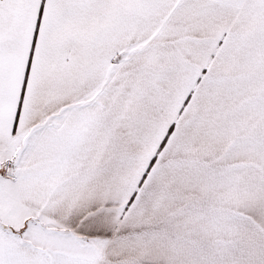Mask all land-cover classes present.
Listing matches in <instances>:
<instances>
[{"label":"snow or ice","instance_id":"obj_1","mask_svg":"<svg viewBox=\"0 0 264 264\" xmlns=\"http://www.w3.org/2000/svg\"><path fill=\"white\" fill-rule=\"evenodd\" d=\"M0 264H264V0H0Z\"/></svg>","mask_w":264,"mask_h":264}]
</instances>
